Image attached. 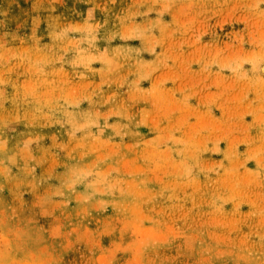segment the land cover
I'll use <instances>...</instances> for the list:
<instances>
[{
	"label": "rangeland",
	"instance_id": "rangeland-1",
	"mask_svg": "<svg viewBox=\"0 0 264 264\" xmlns=\"http://www.w3.org/2000/svg\"><path fill=\"white\" fill-rule=\"evenodd\" d=\"M0 264H264V0H0Z\"/></svg>",
	"mask_w": 264,
	"mask_h": 264
}]
</instances>
